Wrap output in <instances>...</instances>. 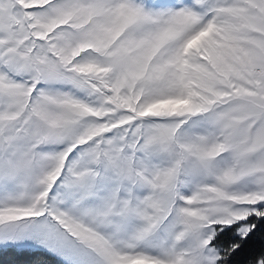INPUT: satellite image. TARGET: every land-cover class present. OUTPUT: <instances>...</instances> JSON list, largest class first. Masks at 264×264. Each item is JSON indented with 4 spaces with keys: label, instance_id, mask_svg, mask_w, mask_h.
Segmentation results:
<instances>
[{
    "label": "snow or ice",
    "instance_id": "snow-or-ice-1",
    "mask_svg": "<svg viewBox=\"0 0 264 264\" xmlns=\"http://www.w3.org/2000/svg\"><path fill=\"white\" fill-rule=\"evenodd\" d=\"M0 264H264V0H0Z\"/></svg>",
    "mask_w": 264,
    "mask_h": 264
}]
</instances>
